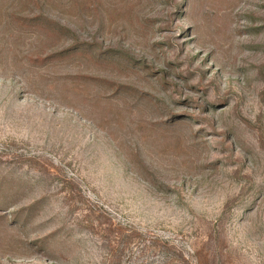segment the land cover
I'll list each match as a JSON object with an SVG mask.
<instances>
[{"label": "rangeland", "instance_id": "obj_1", "mask_svg": "<svg viewBox=\"0 0 264 264\" xmlns=\"http://www.w3.org/2000/svg\"><path fill=\"white\" fill-rule=\"evenodd\" d=\"M0 264H264V0H0Z\"/></svg>", "mask_w": 264, "mask_h": 264}]
</instances>
